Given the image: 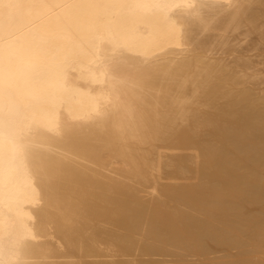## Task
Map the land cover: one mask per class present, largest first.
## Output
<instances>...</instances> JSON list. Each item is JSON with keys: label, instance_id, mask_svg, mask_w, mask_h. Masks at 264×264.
<instances>
[{"label": "bare ground", "instance_id": "6f19581e", "mask_svg": "<svg viewBox=\"0 0 264 264\" xmlns=\"http://www.w3.org/2000/svg\"><path fill=\"white\" fill-rule=\"evenodd\" d=\"M0 264H264V0H0Z\"/></svg>", "mask_w": 264, "mask_h": 264}, {"label": "rangeland", "instance_id": "374dc122", "mask_svg": "<svg viewBox=\"0 0 264 264\" xmlns=\"http://www.w3.org/2000/svg\"><path fill=\"white\" fill-rule=\"evenodd\" d=\"M143 258H144L145 260L148 259V257H143ZM164 258H167V259H168L169 257H162V256H158V255L153 257V259H155V260H160V259H164ZM144 259H143V260H144Z\"/></svg>", "mask_w": 264, "mask_h": 264}]
</instances>
